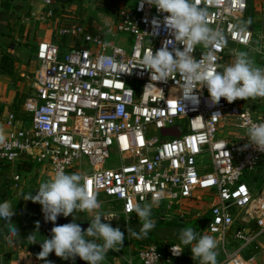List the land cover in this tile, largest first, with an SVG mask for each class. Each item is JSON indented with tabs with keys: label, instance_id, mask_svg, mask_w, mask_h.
Listing matches in <instances>:
<instances>
[{
	"label": "built area",
	"instance_id": "1",
	"mask_svg": "<svg viewBox=\"0 0 264 264\" xmlns=\"http://www.w3.org/2000/svg\"><path fill=\"white\" fill-rule=\"evenodd\" d=\"M44 3L48 10L42 21L55 17L54 0ZM140 3L124 0L117 24L106 32L94 33L81 21L62 27L58 36L69 41L66 52L59 43L38 44L39 67L23 104L31 123L18 126L16 113L6 116L0 162L43 165L49 179L58 170L80 173L100 206L115 205L127 221L138 220L129 204L150 205L156 213L209 197L202 234L222 244V264H252L264 236V175L258 173L264 152L244 145L246 126L264 120L235 101L221 98L213 106L206 88L196 90L198 101L183 100L179 74L155 82L147 70L134 68L144 51L155 52L174 39L163 23L167 13L147 3L141 9ZM199 6L223 41L216 48L197 45L193 55L197 60L211 55L213 66L222 71L234 47H250L256 37L244 24L249 0H201ZM119 35L131 37L123 39L126 46L107 39ZM101 57L113 58V64L105 65ZM175 127L181 130L179 137L162 135L163 129ZM111 148L121 164L105 168ZM22 178L13 177L16 188ZM227 240L238 247L228 251ZM162 248L148 245L127 264H135L134 258L139 264H184L180 244L165 242ZM172 249L182 253L174 255Z\"/></svg>",
	"mask_w": 264,
	"mask_h": 264
},
{
	"label": "clouds",
	"instance_id": "2",
	"mask_svg": "<svg viewBox=\"0 0 264 264\" xmlns=\"http://www.w3.org/2000/svg\"><path fill=\"white\" fill-rule=\"evenodd\" d=\"M144 3L154 6L161 14L167 13L163 23L174 39L164 41L155 52L152 48L144 51L134 68L147 70L151 81L155 82H166L173 74H179L183 81V100L198 101L195 92L202 88L207 89L213 106L219 104L221 98L233 103L238 99L264 97V68L254 67L246 53L236 54L233 63L224 66L222 71L213 66L211 55L199 60L194 57L197 45L216 48L223 41L222 33L208 26L207 12L199 6L201 0H141V9ZM153 25H157L155 19ZM177 45H182V49ZM101 61L105 65L113 64L111 57H101ZM124 72L129 71L125 69ZM246 138L248 143L244 148L252 146L264 152V122L247 125ZM4 141L5 136L0 131V143ZM88 183V178L80 173L66 174L58 170L54 177L39 185L34 196L29 193L24 198L39 203L45 220L54 225L60 215L73 216V222L55 225L51 229V238H45L40 244L37 259L44 260L45 264H51L47 257L52 252L63 260L75 261L79 257L87 264H100L110 250L119 251L123 247L125 233L119 227L102 222L106 220L96 211L100 204L94 194H89ZM74 211H87L90 215L95 212L87 229L75 223ZM128 211H134L142 225L139 233L127 227V233L132 236H146L155 227L150 205L129 204ZM13 215V208L7 201L0 203V219L8 222L9 231L15 236L19 235V230L12 224ZM39 226L37 222L36 231L27 237L31 244L38 243L35 234L39 233ZM179 240L184 246L191 245L192 259L198 260L199 264H216L217 242L214 237L200 235L192 227H186L180 230ZM172 252L174 255L182 253L176 249Z\"/></svg>",
	"mask_w": 264,
	"mask_h": 264
},
{
	"label": "rangeland",
	"instance_id": "3",
	"mask_svg": "<svg viewBox=\"0 0 264 264\" xmlns=\"http://www.w3.org/2000/svg\"><path fill=\"white\" fill-rule=\"evenodd\" d=\"M117 2L113 1L112 5H110L112 11L103 10L102 17L104 18L103 23H101V27L104 31L112 30L114 27L113 25V16L117 19L119 8L123 5L124 0H116ZM96 4V2H94ZM90 14L96 18V14L98 13L97 10H93V6L89 7ZM105 15V16H104ZM109 18V21L106 22L105 20ZM19 20V18H18ZM251 20L249 24L248 21ZM85 23V22H84ZM245 26L248 29H251L256 34V37L250 47H239L235 46L233 52L229 57H227V65L233 63L235 59V55L239 52H244L247 54V58L252 62L254 67L264 68V0H249V7L245 17ZM15 28V31H18L19 40L22 39V27ZM102 30V31H103ZM9 33L12 34V31L9 30ZM16 34V33H14ZM14 39V36H12ZM108 41L115 42L116 44L125 45L123 39L131 40L129 35H119V36H107ZM20 47V49H24L22 53V60L23 65L25 66V76L20 77L19 69H15L14 71V81L18 82L21 80L22 86L26 88L25 92L27 91L28 94H31L33 91V84L36 79V74L38 70V65L35 63L36 61L30 54H27L29 44H26L24 41L16 42ZM63 41V39H62ZM66 41V39H65ZM12 43V41L10 42ZM15 43H12L14 46ZM126 46V45H125ZM68 46L62 47V52H66V48ZM128 48V47H127ZM261 98V97H257ZM256 99V98H255ZM251 100V99H248ZM238 104L245 105L246 100H236ZM227 129H231L230 126ZM225 137V134L222 135ZM110 158L107 160L105 164V168H114L121 164L120 157L115 152L114 148L110 150ZM36 168L42 170L43 165L34 164ZM21 167V166H20ZM23 167H27L30 169L33 165L23 166L21 168L18 167L17 164L13 166V170L20 171L21 175L26 176L27 170ZM1 172H9L5 165L0 164V173ZM26 172V173H25ZM44 174V172H43ZM4 175V181H7ZM43 175L40 173L37 180L34 182L27 180L26 183L28 185H24L22 188L21 194H18L17 191L13 192V194L8 195L6 193L7 201L11 207L13 208V217H12V224L13 226H17L19 230V235H12L9 231L8 222L4 219H0V264H13L14 261H19V264H37L34 263V259L37 261L44 262V260L37 259L38 253L41 251L40 244L46 238L44 234L40 231L36 233V241L38 243L31 244L32 241L28 240L27 237L36 231V223L40 222V219L43 215L42 206L39 203H33L31 200H25L24 198L31 193L33 196L36 194L39 185L43 182L48 181L47 173L45 174V178L43 179ZM42 177V178H41ZM1 178V177H0ZM257 190L262 188L261 184L258 182L255 184ZM19 192V191H18ZM29 192V193H28ZM4 201V202H5ZM210 201L211 198L204 197L200 201L190 203L189 205H180L179 209L182 210L181 212H177V206H170L169 209L164 211H158L156 213H151V219L155 223V227L148 232L145 236V242H139L140 236H132L129 234L125 236L124 245L120 248L119 251H109L105 256L104 260L100 262V264H126L129 257H133L137 254V252L152 244L160 243L162 246L164 243H179L184 249V260L186 264H199L198 260L192 259L191 254V245L184 246L181 244L179 240V233L180 230L186 227H192L197 233L203 235L201 230L196 227V223L193 221L202 220L207 214L209 213L210 208ZM3 203V202H0ZM172 208V209H171ZM99 212L107 222L110 223L112 227H119L121 231H127V227H130L133 231L139 233L141 228V222L139 219L137 221H127V219L121 215L118 210V207L112 204L104 203L102 204L99 209L96 210ZM75 213V218L77 219L78 215ZM95 215V212L90 215L87 211H83V215L81 216V221H90ZM71 219L73 220V216L71 215ZM217 248L215 249L216 255V264H222L225 260V254L223 252L222 244L217 241ZM231 241V240H230ZM229 240L226 241V248L228 251L232 252L235 250L238 245L235 242H230ZM261 243V250L256 256V260L253 264H264V236L259 239ZM97 243H102V241H97ZM230 243V244H229ZM33 259L28 263L29 259ZM48 261H55L54 264H74L71 260H63L55 255L54 252L50 253L47 257Z\"/></svg>",
	"mask_w": 264,
	"mask_h": 264
},
{
	"label": "crops",
	"instance_id": "4",
	"mask_svg": "<svg viewBox=\"0 0 264 264\" xmlns=\"http://www.w3.org/2000/svg\"><path fill=\"white\" fill-rule=\"evenodd\" d=\"M90 6H93V10H97L98 12L96 14L97 21L92 19L94 16L90 14ZM54 9L55 17L51 19L47 18L42 21L40 17L45 16L48 10V6L45 5L44 0H0V64L4 55L10 56L13 60L14 71L15 69H19L20 72L18 73H20V77H24L25 66L23 65L24 62L22 60V53L24 52V49H20L19 45L13 40H16V42L24 41L26 44L30 45L28 47L27 54H30L33 57L36 61L35 63L39 67V62L36 58V51L40 42L48 41L59 43L63 48L64 46H68L69 41L67 39L65 41V39L58 36V32L62 27L71 25L73 22L81 21L82 23L85 22L84 24L88 26L89 30L93 28L94 30L98 29L99 32L107 31H104L101 27V23H103L106 16L104 15L105 17H102L103 15L101 14H103V12L97 9L94 2L87 0H54ZM112 20L115 27L118 22V18L116 19L113 16ZM105 21L108 22L109 18L107 17ZM18 23L20 25L18 28L22 27L21 32L23 34L21 40H19L18 31H15ZM9 30L12 31V34L9 33ZM12 36H14V39ZM11 41L12 43H15L14 46L10 43ZM68 47H65L66 50H68ZM25 90L26 88L22 86L21 80L15 82L14 77H10L2 73L0 70V131H3L5 118L10 112L16 113L18 126L30 125L31 117L23 109V104L30 95L27 91L25 92ZM235 102L237 103V101ZM249 104H252V109L250 110L253 111L254 115L258 119L264 120V97L256 98L255 100H246L245 105L242 106H247L249 108ZM0 164L5 165L9 171L7 173H0V202H2L3 199L4 201L7 199V192L9 196H11L10 194H13L15 191H17L18 194H21L23 186L28 185L26 183L27 180L33 181L32 185H34L36 180L37 182H40V180L37 179V176L39 177L40 173L43 175V179H46L45 174L47 173V179L49 180L50 174L48 169L42 167V170L39 171L33 163L26 162L22 165H33V167L28 169L27 173L25 172L26 176H23L22 178V185L19 186V188H16L13 177L16 174H21L20 171L14 172V165L2 162H0ZM22 165H18V167L21 168ZM258 173L264 175V161L260 165ZM3 174H7V176H5L7 181H4ZM193 202L197 201H184L182 205H189ZM178 210H180L179 206L177 207V211ZM207 215L209 218L210 214L208 213ZM1 248L2 247H0V249ZM130 259H132L131 256L128 260ZM31 260L33 259L30 258L28 263H30ZM34 263L45 264V261L36 262L34 259ZM54 263L55 261L51 262V264ZM134 263L139 264L136 258H134ZM182 263L186 264L184 259L182 260ZM13 264H19V261H14Z\"/></svg>",
	"mask_w": 264,
	"mask_h": 264
},
{
	"label": "trees",
	"instance_id": "5",
	"mask_svg": "<svg viewBox=\"0 0 264 264\" xmlns=\"http://www.w3.org/2000/svg\"><path fill=\"white\" fill-rule=\"evenodd\" d=\"M113 1H115V2H117L116 0H96L95 2H96V6H97V9L98 10H100V11H103V10H106V11H112V9H111V7H110V5L111 6H113L112 5V3H113ZM249 7V6H248ZM98 29H90V31H92V32H94V33H97V32H99V30L97 31ZM65 45V44H64ZM0 70H1V72L2 73H4V74H6V75H8V76H10V77H13V75H14V68H13V60H12V58L10 57V56H8V55H4L3 57H2V60H1V64H0ZM24 169H26V170H28V168L27 167H23ZM250 178V177H249ZM256 183L258 182V184H261L262 183V181L261 180H259L258 179V177H257V179H256V181H255ZM251 184V183H250ZM252 185V184H251ZM2 202H4V199H3V201ZM75 213H77L76 215H78V217H77V219L75 220L76 222H78V221H81V216L83 215V211H74V215H75ZM68 218H70L71 219V215L70 216H68ZM208 215L207 216H205L204 218H202V220H199V221H193V222H195L196 223V227L199 229V230H202V229H204L205 227H206V223H207V221H208ZM72 220V219H71ZM137 221V220H136ZM122 232H124L125 233V236H128L130 233H127V231H122ZM89 239H91V238H89ZM140 243L141 242H145L146 241V238H145V236H140L139 237V240H138ZM157 245L160 247V249H163L162 248V244H160V243H157ZM248 257V256H247Z\"/></svg>",
	"mask_w": 264,
	"mask_h": 264
},
{
	"label": "water",
	"instance_id": "6",
	"mask_svg": "<svg viewBox=\"0 0 264 264\" xmlns=\"http://www.w3.org/2000/svg\"><path fill=\"white\" fill-rule=\"evenodd\" d=\"M249 109H252V104H249ZM162 135L164 137H168V136H172V137H179L181 135V130L178 127L175 128H170V129H163L161 131ZM73 222V220H71L68 217H64L63 215H60L57 217V220L55 222V225H63V224H67ZM75 223L79 224L81 226L82 229H87L90 225L89 221H78ZM39 229L40 231L44 234V236L46 238H51V229L55 226L51 221H46L45 217H44V213L40 219L39 222ZM74 264H87V262L81 260L79 257H76L75 261L71 260Z\"/></svg>",
	"mask_w": 264,
	"mask_h": 264
}]
</instances>
